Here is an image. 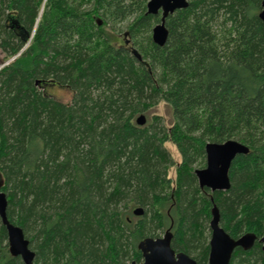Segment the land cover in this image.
I'll use <instances>...</instances> for the list:
<instances>
[{
  "label": "trees",
  "instance_id": "1",
  "mask_svg": "<svg viewBox=\"0 0 264 264\" xmlns=\"http://www.w3.org/2000/svg\"><path fill=\"white\" fill-rule=\"evenodd\" d=\"M148 1L0 0L7 220L35 264H142L138 244L158 232L207 264L215 207L230 238L254 237L229 264H264L262 0H187L165 19L162 47ZM54 85L72 92L69 104L46 94ZM159 102L170 127L157 116L136 125ZM229 140L248 149L231 162L229 189L200 188L192 167L205 145ZM167 142L180 158L173 186ZM0 264H23L1 221Z\"/></svg>",
  "mask_w": 264,
  "mask_h": 264
},
{
  "label": "water",
  "instance_id": "2",
  "mask_svg": "<svg viewBox=\"0 0 264 264\" xmlns=\"http://www.w3.org/2000/svg\"><path fill=\"white\" fill-rule=\"evenodd\" d=\"M187 4V0L148 1L146 14L160 15V22L151 31V40L155 45L162 47L166 42L165 19L175 11L186 8ZM258 17L264 22V0L261 2V11ZM137 58L140 59L139 56ZM145 122L146 119L143 115L138 116L135 120L138 126H143ZM247 152V147L234 140L222 144H206L204 147L205 168L194 170L198 186L206 188L212 193L228 190L230 187L228 170L231 162L236 156L244 155ZM0 179H2L1 175ZM6 206V196L0 191V221L6 230L9 253L12 257H19L23 264H35L34 253L29 249L28 240L25 239L22 230L7 220ZM142 214L141 208L133 210L134 216ZM210 215L207 264H229L234 250L237 248L248 249L252 246L254 237L244 235L234 240L220 227L219 214L215 207L211 208ZM170 238L171 235L166 233L161 238H145L140 241L138 249L143 258L142 264H196L186 254L175 253L170 247ZM260 244L264 255V234L260 239Z\"/></svg>",
  "mask_w": 264,
  "mask_h": 264
},
{
  "label": "rangeland",
  "instance_id": "3",
  "mask_svg": "<svg viewBox=\"0 0 264 264\" xmlns=\"http://www.w3.org/2000/svg\"><path fill=\"white\" fill-rule=\"evenodd\" d=\"M116 30L121 31V34L125 33V24H121L116 28ZM3 55H0V65L4 64L2 59ZM11 61V60H9ZM8 63V62H7ZM45 92L48 96L53 98L56 101H59L63 104H69L72 99V92L66 88L59 87V86H47L45 89ZM151 114L150 116H146V120L148 121L151 116H157L158 120L166 127H170V124L172 122L171 120V114L169 108L165 105L163 102H159L156 106H154L150 110ZM164 148L169 152L171 158L174 161V166L169 168L167 176L168 178L172 181V186L175 182L176 179V166L179 165L180 163V158L177 154L176 148L171 142H167L164 144ZM202 159H198V162L196 165L192 167L193 171L194 170H199L205 168V161L202 164ZM197 182V179H196ZM0 185L3 186V179H0ZM198 185V182H197ZM137 209V208H136ZM164 232H158L157 235L155 236L156 238H161L163 237ZM210 237V235H209ZM209 242V240H208Z\"/></svg>",
  "mask_w": 264,
  "mask_h": 264
},
{
  "label": "flooded vegetation",
  "instance_id": "4",
  "mask_svg": "<svg viewBox=\"0 0 264 264\" xmlns=\"http://www.w3.org/2000/svg\"><path fill=\"white\" fill-rule=\"evenodd\" d=\"M210 191V190H209ZM210 231V230H209Z\"/></svg>",
  "mask_w": 264,
  "mask_h": 264
}]
</instances>
